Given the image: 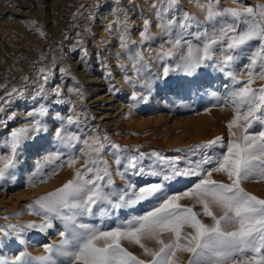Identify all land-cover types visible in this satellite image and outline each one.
<instances>
[{
	"label": "snow or ice",
	"instance_id": "6c2138e0",
	"mask_svg": "<svg viewBox=\"0 0 264 264\" xmlns=\"http://www.w3.org/2000/svg\"><path fill=\"white\" fill-rule=\"evenodd\" d=\"M96 6H101V0H96ZM151 7L158 21L156 27L169 37L166 44L170 45L166 49L162 45L157 58L167 60L179 56L176 66L165 65L162 76L157 79L166 80L171 73L182 72L195 80L200 70L207 67L217 69L230 79L232 87L223 97V104L219 105L233 109V117L227 122L230 139L225 144L218 136L197 145L202 159L188 161L190 166L185 168L178 167V157L169 158L154 151L152 157L162 166L145 169L141 164L144 153L128 156L127 148L111 142L106 135L97 134L82 140L81 135L68 131L70 125L79 126V115L75 119L71 115L65 117L55 112L54 108L49 109L46 103H40L26 112L25 118L29 123L8 133L4 142L8 154L0 156V179L16 167L26 143L48 131L46 117L60 121L54 135L58 145L74 151L77 145L83 144L80 151L84 163L74 168L80 157L70 154L61 163L74 168L72 178L27 205L30 214L40 217L39 223L29 221L23 225L0 227L3 237H16L24 243L26 231L46 232L55 226L54 221L59 220L63 226L59 232V243L45 244L43 255L33 257L27 251H21L12 261L0 260V264H184L182 254L185 253L188 257L186 264H264V198L243 187L248 182H264V85L252 87L256 80H264V4L220 8L218 0L197 3L205 21L214 25L211 33L205 30L192 34L202 42L197 45L183 39L182 34L201 22L186 11L181 12L178 19L173 13L179 10V0H153ZM112 14L116 19L106 31L112 34L115 25L121 49L129 51L136 42L131 40L133 25L128 11L117 6L112 9ZM91 17L92 13L89 14ZM221 17H231L232 22H225L217 29L215 23ZM32 23L35 24V21ZM151 24L148 18H143L140 43L155 39ZM177 29L179 33L172 39ZM40 35L44 33L40 32ZM253 41H258L259 47L248 57L249 63L241 72V75L246 74L247 80L242 81L233 69L245 46ZM84 57H87L86 50L82 52V59ZM129 59L136 77L143 80L142 87L151 89L154 81L144 78V72L150 74V68L143 54L139 50L134 55L129 51ZM100 64L102 68H108L102 60ZM39 72L47 84L51 73L45 68H40ZM61 72L66 70L61 69ZM106 76H111L110 70ZM128 82L133 83L132 80ZM25 91L13 87L0 97V113L5 112L6 106L14 100L22 98ZM51 92L56 97L54 105L70 103L64 99L60 86L53 87ZM68 92L83 97L79 87H70ZM47 94L48 90L41 85L33 101L37 98L46 100ZM211 95L217 97L215 92ZM15 119L16 114L11 113L6 120L0 119V125L7 129L8 123ZM255 125H260L261 130L250 132ZM215 148L226 150L215 152ZM109 150L117 165L116 174L122 179L131 174L152 177L155 182L137 187L129 181L124 189L117 190L111 168L104 159ZM62 155L59 151L49 154L45 163H55ZM40 170L38 164L33 177L43 183L46 177L38 175ZM55 171L53 169L52 174ZM213 173L223 174L228 182L213 179ZM191 176L200 177L192 187L182 193L164 195L170 183ZM182 198L193 200L201 211H194V205L181 204ZM148 200L157 201L150 211L132 216L115 228L105 229L101 225L84 222L85 217L99 216L103 223L104 218L111 217L113 212ZM202 217L210 218L211 223H205ZM125 240L138 245L147 259L123 247L121 242ZM146 241H154L158 247H149Z\"/></svg>",
	"mask_w": 264,
	"mask_h": 264
},
{
	"label": "rangeland",
	"instance_id": "374dc122",
	"mask_svg": "<svg viewBox=\"0 0 264 264\" xmlns=\"http://www.w3.org/2000/svg\"><path fill=\"white\" fill-rule=\"evenodd\" d=\"M152 3L153 0H101V6L97 8L96 0H0V97H4L13 87L26 90L22 98L14 100L6 106L5 112L0 113V119L5 120L9 114H16V119L8 123L7 129L0 125V156L8 154L4 143L8 133L15 127L29 123L25 118L26 112L40 103H46L49 109L54 108L55 112L65 117L71 115L75 119L79 115V126L70 125L68 131L81 135L82 140L97 134L106 135L111 142L127 148L128 156L144 153L141 164L145 169L162 166L152 157L154 151L165 157H178V167L185 168L190 166L188 161L202 159L197 145L205 144L218 136L227 144L230 139L227 122L233 117V109L219 105L223 104V97L231 89L232 81L212 67L201 69L195 80L182 72H173L166 80L157 79L162 76L165 65L173 68L176 66L179 56L167 60L157 58L162 50L161 46L166 49L170 45L166 44L169 37L156 27L158 21L152 10ZM197 3L206 4L207 0H179V10L173 13L179 19L181 12L186 11L201 22L182 34L183 39L191 41L193 45L202 43L194 38L193 33L205 30L211 33L214 27L213 23L205 21ZM257 4H264V0H218L220 8ZM117 6L128 11L133 25L130 30L131 40L136 42L129 51L133 55L137 50L143 54L150 68V74L145 71L144 78L154 81L151 89L142 87L143 80L136 77L129 51L120 47L115 25L112 34L106 31L108 25L116 19L112 9ZM143 18L152 22L151 30L155 34V39L146 43H140L139 37ZM225 22L231 23L232 18H218L215 27L218 29ZM10 24L20 26L24 31L17 32ZM240 27L243 28L244 25L241 24ZM40 32L44 35L41 36ZM178 33L179 29L173 32L172 39ZM258 47L259 42L253 41L243 49L241 58L233 69L238 79L247 80L246 74L241 75V72L249 63L248 57ZM84 50L87 51V57L82 59ZM100 60L107 64V69L101 67ZM40 68L51 73L47 84L41 78ZM61 69L66 72L62 73ZM109 70L111 76H106ZM24 77L28 79L25 80ZM41 85L48 90L46 100L37 98L34 102L33 98L37 96ZM262 85L264 80H256L252 87L259 88ZM55 86H60L64 99L70 103L53 104L56 97L51 89ZM70 87H79L83 97L70 94ZM133 92L136 93L135 98ZM213 92L217 93V97L211 95ZM45 122L48 131L35 140H29L16 167L0 179V227L9 224L23 225L29 221L39 223L40 217L30 214L27 205L38 196L61 187L72 178L74 168H79L84 163L80 151L83 144L77 145L74 151L58 145L54 135L60 121L46 117ZM260 130L261 126L255 125L249 131ZM225 150L215 148L213 151ZM58 151L63 153L60 160L45 163L49 154ZM70 154L80 157L74 168L61 163ZM104 159L111 168L117 190L124 189L129 181L137 187L155 182L152 177L131 174L122 179L116 174L117 165L111 150ZM38 164L41 169L38 175L46 177L43 183L33 177L37 173ZM53 169H56L55 174H52ZM213 175V179L228 182L221 173ZM199 179L197 176L180 178L165 188L164 195L182 193ZM243 187L264 198V182H248ZM156 203V200H148L120 209L113 212L111 217L104 218L103 223L99 216L85 217L84 222L101 225L105 229L115 228L132 216L150 211ZM180 203L185 206L194 205V211H201L193 200L182 198ZM202 218L205 223H211L210 218ZM54 225L46 232L26 231L23 235L24 243H20L16 237L5 238L0 234V260L10 262L21 251H27L33 257L45 254V244H58L61 239L59 232L63 230V226L59 220L54 221ZM121 243L134 255L147 259L143 257L138 245L127 240ZM146 243L149 247H158L154 241ZM182 255L186 264L187 254Z\"/></svg>",
	"mask_w": 264,
	"mask_h": 264
},
{
	"label": "bare ground",
	"instance_id": "6f19581e",
	"mask_svg": "<svg viewBox=\"0 0 264 264\" xmlns=\"http://www.w3.org/2000/svg\"><path fill=\"white\" fill-rule=\"evenodd\" d=\"M10 26H11L12 29H16L17 32H18V31H21V32L24 31V29H23L22 27H20V26H16V25H12V24H10ZM218 118H219V117H218ZM213 176H214V175H213Z\"/></svg>",
	"mask_w": 264,
	"mask_h": 264
}]
</instances>
